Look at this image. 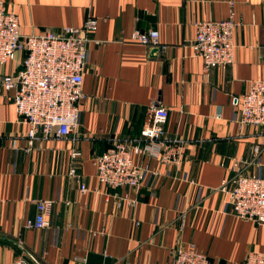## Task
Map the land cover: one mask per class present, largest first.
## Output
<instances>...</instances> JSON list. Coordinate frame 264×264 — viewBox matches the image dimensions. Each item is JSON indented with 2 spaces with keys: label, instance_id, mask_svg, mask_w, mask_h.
Wrapping results in <instances>:
<instances>
[{
  "label": "crops",
  "instance_id": "0c3cea01",
  "mask_svg": "<svg viewBox=\"0 0 264 264\" xmlns=\"http://www.w3.org/2000/svg\"><path fill=\"white\" fill-rule=\"evenodd\" d=\"M3 1L22 35L80 27L88 15L98 23L87 43L78 125L68 136L38 132L27 149L28 126L1 86L18 61L0 65V264L17 257L28 264H169L190 244L218 264L264 252V223L239 219L219 190L232 158L264 178L263 129L240 126L231 104L249 80L264 79V0ZM230 1L235 60L205 73L189 46L193 23L226 18ZM136 28L156 29L162 47L151 53L131 40ZM157 104L168 110L166 136L183 141L179 165L135 156L148 166L138 189L100 183L93 158L111 139L138 135L147 108ZM125 196L135 204L118 205ZM43 199L53 201L48 225L26 228Z\"/></svg>",
  "mask_w": 264,
  "mask_h": 264
},
{
  "label": "built area",
  "instance_id": "2783aa9c",
  "mask_svg": "<svg viewBox=\"0 0 264 264\" xmlns=\"http://www.w3.org/2000/svg\"><path fill=\"white\" fill-rule=\"evenodd\" d=\"M228 16L224 19H202L193 23L194 37L189 46L194 56L203 62V71L233 64L235 44L233 40L236 26L233 2L230 1ZM97 17L88 15L80 27H64L57 33L45 30L39 34L22 35L15 13L6 10L0 0V65L7 61H18L15 74L4 75L2 89L9 94L8 99L15 105L21 121L27 124L26 145L29 149L38 132L43 137L70 135L78 125L79 105L85 98L82 91L83 72L86 66L87 43L90 34L97 28ZM130 39L149 47L160 48L156 29L141 31L136 28ZM231 104L238 110V124L254 125L264 133V79H252L247 90L240 96H233ZM219 117V115H217ZM168 110L162 105H150L141 125L139 134L133 137H115L110 146L93 158L96 176L100 183L111 189L129 186L138 189L148 172V166L135 163L134 157H154L161 162L178 166L183 151V141L166 136L165 125ZM258 146L252 148L255 156ZM73 159L80 151L73 149ZM241 158H232L227 167L231 176L225 179L219 190L231 211L239 219L264 223V178L256 174H246ZM69 174L80 182L81 177L72 167ZM84 185L80 191L85 192ZM134 205L128 197H119ZM52 200L36 202V215L27 220L26 228H44L48 225L46 216ZM14 264H28L17 257ZM169 264H218L211 262L193 244L187 249L178 248ZM239 264H264V252L248 251Z\"/></svg>",
  "mask_w": 264,
  "mask_h": 264
},
{
  "label": "water",
  "instance_id": "95a60500",
  "mask_svg": "<svg viewBox=\"0 0 264 264\" xmlns=\"http://www.w3.org/2000/svg\"><path fill=\"white\" fill-rule=\"evenodd\" d=\"M158 49L156 48V47H153L152 49H151V53H153V52H156Z\"/></svg>",
  "mask_w": 264,
  "mask_h": 264
}]
</instances>
